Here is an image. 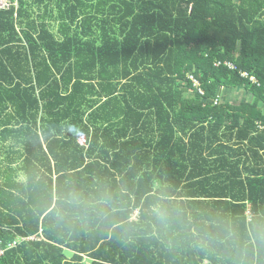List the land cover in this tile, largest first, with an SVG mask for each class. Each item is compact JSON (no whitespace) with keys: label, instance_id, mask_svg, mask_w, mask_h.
Returning <instances> with one entry per match:
<instances>
[{"label":"trees","instance_id":"16d2710c","mask_svg":"<svg viewBox=\"0 0 264 264\" xmlns=\"http://www.w3.org/2000/svg\"><path fill=\"white\" fill-rule=\"evenodd\" d=\"M17 1L0 10V239H41L0 264H264L248 229L264 226V0Z\"/></svg>","mask_w":264,"mask_h":264},{"label":"clouds","instance_id":"9594fccd","mask_svg":"<svg viewBox=\"0 0 264 264\" xmlns=\"http://www.w3.org/2000/svg\"><path fill=\"white\" fill-rule=\"evenodd\" d=\"M188 75H191V74H188ZM188 75H187V77H188ZM198 84H199V82H198ZM157 196H158V203H157V206H156V209H155V215H156V217L158 219H161V218H164V217H166L168 215L169 210H168V208L166 207V204H165L166 197L162 193H158ZM73 202L79 203L78 194H73ZM248 229H249V232L252 234V238L254 240L264 241V226H262L258 221H255V220L250 221L249 225H248ZM225 230L227 231V229H225ZM25 237H28V240L25 239V240H22V241H29V240H36V239L39 240V239H41V235H28V236H25ZM15 239L16 238H14L13 240H15ZM13 240L5 241V242H11ZM22 241H20V242H22ZM20 242L18 244H20Z\"/></svg>","mask_w":264,"mask_h":264},{"label":"built area","instance_id":"2783aa9c","mask_svg":"<svg viewBox=\"0 0 264 264\" xmlns=\"http://www.w3.org/2000/svg\"><path fill=\"white\" fill-rule=\"evenodd\" d=\"M12 7L14 9L17 8V0H0V10H9ZM214 64L219 65L220 61H216ZM224 64L227 65L228 68L230 69H236L235 65L230 62H224ZM239 73L241 76L247 77L251 82L256 83V78H254L253 76H249L247 72L239 71ZM188 78L192 81L193 86L197 88L198 92L202 94L203 91L199 87L198 81L195 78H193L191 75H188ZM216 102H217V98L214 100V103ZM25 239L28 240V237H18L11 242H5L6 243L5 246L3 245V240L0 239V261L4 257L5 252L8 249L15 247L20 241L25 240Z\"/></svg>","mask_w":264,"mask_h":264},{"label":"crops","instance_id":"0c3cea01","mask_svg":"<svg viewBox=\"0 0 264 264\" xmlns=\"http://www.w3.org/2000/svg\"><path fill=\"white\" fill-rule=\"evenodd\" d=\"M17 7H18V1H17ZM34 7H36V6H33V8ZM13 8V7H12ZM14 9V8H13ZM15 11H14V16L16 17V9H14ZM36 10V13L35 14H37V9H35ZM239 71H241V70H238V73H239ZM250 81V80H249ZM251 82V81H250ZM251 83H254V82H251ZM120 82H119V84L117 85V89H116V93H115V97H117V98H120ZM224 89L225 88H222V92L224 93ZM225 97H228L230 100H232L233 99V101H236V100H241V99H243L244 101H251V99H252V95H250L249 93H246L245 91H243V90H235V91H231L229 94H227V93H225ZM118 104H120V102L119 101H116ZM115 113H120V111H116ZM260 128H261V126H260ZM38 131H39V129H38ZM37 131V132H38ZM80 143V142H79ZM81 144V143H80ZM81 145H84V147L85 148H87L88 147V144H86V142L84 141V143L83 144H81ZM48 210V209H47ZM47 212V211H46ZM136 213H137V211H135V213H134V215H136ZM249 213L247 212V215H248ZM249 216V215H248ZM87 252H85V255H81V257H82V260L85 262V263H87V264H90V261L88 260V256H87ZM71 256H72V254H71V252H66V257H67V259H70L71 258Z\"/></svg>","mask_w":264,"mask_h":264},{"label":"rangeland","instance_id":"374dc122","mask_svg":"<svg viewBox=\"0 0 264 264\" xmlns=\"http://www.w3.org/2000/svg\"><path fill=\"white\" fill-rule=\"evenodd\" d=\"M78 141H79L81 144H83L84 141H85V137H84V135L80 136V137L78 138ZM133 218H135V215L133 216Z\"/></svg>","mask_w":264,"mask_h":264}]
</instances>
